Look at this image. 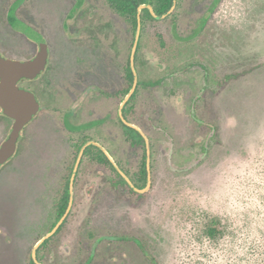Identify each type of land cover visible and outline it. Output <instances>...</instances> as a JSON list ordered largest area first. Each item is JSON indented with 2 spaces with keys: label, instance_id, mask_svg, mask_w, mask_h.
Returning <instances> with one entry per match:
<instances>
[{
  "label": "rangeland",
  "instance_id": "obj_1",
  "mask_svg": "<svg viewBox=\"0 0 264 264\" xmlns=\"http://www.w3.org/2000/svg\"><path fill=\"white\" fill-rule=\"evenodd\" d=\"M15 1L0 0V54L28 60L47 43L50 58L43 75L20 84L42 108L0 167V264H30L53 231L58 170L73 160L58 122L79 105L71 86L77 54L84 71H104L111 90L123 85L133 52L131 27L105 0H22L12 27ZM177 19L176 28L168 18L142 22L134 60L138 80H163L155 91H139L132 120L148 139V191L109 188L101 196V189L93 198L85 163L73 189L82 202L39 264H264V0H179ZM94 92L98 113L122 104L100 102ZM192 112L215 125L214 138ZM12 124L0 115V145ZM115 137L111 157L131 180L142 151ZM213 225L216 239L207 233Z\"/></svg>",
  "mask_w": 264,
  "mask_h": 264
},
{
  "label": "flooded vegetation",
  "instance_id": "obj_2",
  "mask_svg": "<svg viewBox=\"0 0 264 264\" xmlns=\"http://www.w3.org/2000/svg\"><path fill=\"white\" fill-rule=\"evenodd\" d=\"M105 1L108 3L107 0H105ZM108 6L118 15V17H120L127 25H129L125 21V19L122 16H120L111 7V5L109 3H108ZM174 10H177V11L179 10V0H175V5H174V7L170 13L163 15V16H157L153 12L154 19H149L146 21L160 22V20H162V19H158L157 17H165L166 16L165 18H168V20L170 19L171 24L176 28V26L179 22L178 19L176 18L174 20V19L170 18L171 14L174 12ZM152 11H153V9H152ZM131 29H132V27H131ZM132 31H133V29H132ZM136 37L137 36L134 35V32H133L132 57L129 58L126 66L123 69V77H122L123 85L122 86H117L111 90L105 89L103 83L105 80V76H107V75L106 74L103 75L104 71H102L101 74H99V70L92 69V68L90 70L84 71L81 68V66H83V64H84L83 60L81 59V54H77V55H79L78 58H76L75 61L72 63L73 69H72V74H71V80H72L71 86H72V89L77 91V94H76L77 97L75 98L74 102H75V104L79 103V105L75 108V110L74 109L72 110L70 108V109L64 111L63 113H61L60 118H59V122H58L59 126L63 130L61 132L62 137H65L68 135L67 138L69 139V136H70V141L72 144L71 155L73 157L71 165L69 162H66L68 159L67 158L66 160H64L63 165H62V167H64V168L61 167L58 170L59 172H61L60 180H59L60 187H61V195L59 196V198L62 196V189L67 184L70 187V195H72V189H71L72 184H73V189L74 188L77 189L80 186V185H78V183L80 182L81 174L83 171L82 166L85 163L87 164V167H89V170L87 169V173L85 174L88 176L87 179L85 180V184H86V186H88V183L90 184V186H88L87 190H88L89 194L92 195L93 198H94V196L99 195V193L101 192V189L103 191V192H101V196H103L105 194V192L108 191L109 188L123 189V188L127 187L130 193H134V194L139 193L140 189H138L136 187L135 183L133 182V176L136 172L132 175L131 180L128 179V176L126 175V170L124 169V167L123 166L120 167L119 165H116L113 161V158L111 157V155H114V153H115V151H114V144H115V139H116L115 133L117 134L118 142L120 141L122 148L124 147L125 141L128 142L125 127H124L125 124L129 125L130 127L134 128L135 130H137L143 134V136L146 140V146H147V150H148V139H147L146 135L140 129L136 128L132 124V120L134 119L133 117L135 115V109H136L137 102H138L137 95L141 89H144L147 91H155L156 89L160 88L162 83H163V80L161 78L160 79H146V80H142V79L138 80L137 79V74H136L135 69H134V60L136 62L139 61L138 54H139L140 49L138 50V47L139 46L141 47V41H139V46L136 48V50L134 52V45L136 42ZM87 48L90 51L89 54H92V51H94V48H89V47H87ZM38 50H39V47H38ZM128 66L131 67V72L133 73V83H130L129 79L127 77ZM88 78H92L93 81H95V80L101 81L102 85L94 84V82L89 83ZM25 81H29V80H23L20 84H22ZM33 81H35V80H33ZM144 82H146V83L152 82L155 85L145 87L142 85V83H144ZM22 88H24V87H22ZM26 89H28V88H26ZM94 90H99L97 95L100 97V102H102L103 100H106V99H107L106 101H109V100L110 101H116V100L118 101L119 100V101H122L121 102L122 104L120 105V107L116 108V110L109 111L108 113H105L104 115L101 113H98L101 111L93 108L94 98L96 97L93 95V93H95ZM89 92H90V94H89ZM198 97L199 96H197L195 98L196 101L198 100ZM193 105H194V103L191 105L192 110L195 107ZM91 106H92V108H90V110H89V107H91ZM127 106H129V111H128L129 118H126V113H125V109ZM41 108H42V106H41ZM195 114H196V112H195ZM0 115H3L1 109H0ZM38 115H40V112ZM191 116H192V119L199 126L206 125L207 127H209V126L215 127L214 124L202 123L199 120L198 116L196 117V115H194L193 112H192ZM115 130H117V132H115ZM212 138H214V137H212ZM212 138H209V139H212ZM63 139L66 141L65 138H63ZM62 145H64V143H62ZM65 145H68V142H65ZM206 145H207V143H206ZM206 145L204 146L205 149L207 148ZM135 148H137V147H135ZM83 149H84V151H83ZM69 150H70V147H69ZM82 151H83L82 157L80 159V163L78 165L75 178L72 181L73 174L75 171V167L77 165V162L79 160V157H80ZM103 155L106 158H102ZM147 157L149 158V150H148V156ZM148 158H147V160H148ZM101 159L107 160L108 163L106 161L101 163V161H100ZM140 161H141V159H140ZM140 161H139V163H140ZM64 164H66V165H64ZM5 165H3V166H5ZM3 166H0V167H3ZM138 167H139V165H138ZM138 167H137V170H138ZM148 169H149V176H150V162H149V160H148ZM63 171H65L66 174H63ZM112 173H113V175H112ZM93 181H95L96 183ZM148 183H149V179H148ZM148 183H147L146 187L148 186ZM73 195H74V192H73ZM75 199L78 200V203L80 205V203L82 202V198L80 197V192L79 193L76 192L73 200L75 201ZM31 258H33V255L31 256ZM33 259H35V258H33ZM34 261H36L37 264H39L38 263L39 261H37L36 259Z\"/></svg>",
  "mask_w": 264,
  "mask_h": 264
},
{
  "label": "water",
  "instance_id": "obj_3",
  "mask_svg": "<svg viewBox=\"0 0 264 264\" xmlns=\"http://www.w3.org/2000/svg\"><path fill=\"white\" fill-rule=\"evenodd\" d=\"M152 10V8H150ZM166 17V16H165ZM165 17H157L163 19ZM141 20H139L138 33L134 45V52L138 47L141 31ZM50 58V49L47 43H41L37 54L28 60H18L4 57L0 54V109L2 114L13 120L11 131L8 138L0 145V166L8 163L17 153L18 143L21 134L25 127L30 124L41 111V103L37 96L30 90L22 88L20 83L23 80L33 81L43 75L48 67ZM86 148V147H85ZM84 148V149H85ZM83 149V151H84ZM79 157L72 181L75 178L82 153ZM129 181V180H128ZM151 178L149 176L148 186L139 190L140 193H145L150 187ZM72 195L70 208L67 214L58 223L55 230L44 237L36 246L33 253V258L36 259L37 249L61 226L66 216L70 213L73 204V184L71 186Z\"/></svg>",
  "mask_w": 264,
  "mask_h": 264
},
{
  "label": "trees",
  "instance_id": "obj_4",
  "mask_svg": "<svg viewBox=\"0 0 264 264\" xmlns=\"http://www.w3.org/2000/svg\"><path fill=\"white\" fill-rule=\"evenodd\" d=\"M22 0H16L14 3H12L11 7L8 10V22L12 27H15L20 22L18 21V18L16 17V8L19 5V3ZM108 3L111 5V7L120 15L122 16L125 21L132 27L134 35L137 36L138 33V25L139 20H141V23L145 22L149 19H154L153 12L157 16H163L168 13H170L175 5V0H107ZM152 8L153 11L150 9ZM178 16V11L174 10V12L171 14L170 18L176 19ZM137 38V37H136ZM140 41V40H139ZM139 46V44H138ZM140 49V46L138 47V50ZM138 53V52H137ZM127 77L129 79L130 83H133V73L131 72V67L128 66L127 68ZM141 84V83H140ZM143 86L149 87L152 85H155L152 82H144L142 83ZM129 106L126 107L125 113L126 118H129L128 116ZM125 131L127 136V141L132 147H137L142 151V158L139 163L138 170L133 176V182L135 183L136 187L140 190L145 189L146 185L148 183L149 179V169H148V150L146 146V140L143 136V134L134 128L130 127L129 125L125 124ZM210 132L207 137V139L212 138L216 135V128L214 126L208 127ZM102 158H106L104 155ZM101 159V163L107 162V160ZM70 201H71V195H70V187L68 184L62 189V196L59 198L58 204H57V219L55 221L54 226L51 228L52 230H55L58 223L61 221V219L67 214L68 209L70 208ZM73 208H78V200L75 199L73 201ZM73 212L70 211L68 214ZM66 216L64 222L61 224V226L55 231L53 236L48 238L38 249L37 252V261H41L44 258V254L48 251H50V246L53 243V240L58 237L64 229V225H66V222L69 218V216ZM207 233L211 239H216L218 235V229L216 225L211 226ZM120 239V238H119ZM139 247L143 250L145 253V250L143 246L139 245ZM146 257L150 260L151 263H154V260L151 259L149 255H146ZM92 258H89V260L86 262V264H90V260ZM35 259H30V264H37Z\"/></svg>",
  "mask_w": 264,
  "mask_h": 264
}]
</instances>
